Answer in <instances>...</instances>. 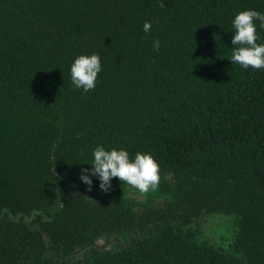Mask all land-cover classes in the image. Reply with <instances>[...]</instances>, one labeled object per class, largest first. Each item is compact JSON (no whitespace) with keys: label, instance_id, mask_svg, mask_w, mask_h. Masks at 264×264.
<instances>
[{"label":"trees","instance_id":"obj_1","mask_svg":"<svg viewBox=\"0 0 264 264\" xmlns=\"http://www.w3.org/2000/svg\"><path fill=\"white\" fill-rule=\"evenodd\" d=\"M249 9L264 0H0V264H264V70L230 61ZM81 54L102 62L87 93ZM98 145L150 153L173 205L118 178L89 191ZM202 214L232 217L233 244L203 240ZM98 239L116 245L69 261Z\"/></svg>","mask_w":264,"mask_h":264},{"label":"clouds","instance_id":"obj_2","mask_svg":"<svg viewBox=\"0 0 264 264\" xmlns=\"http://www.w3.org/2000/svg\"><path fill=\"white\" fill-rule=\"evenodd\" d=\"M159 6L163 8L164 4L161 2ZM256 21L264 28V14L258 11L243 10L235 15L232 22L234 36L231 41L230 61L243 69L260 71L264 70V43H258L260 36ZM151 28V23L146 21L143 25L144 32H150ZM160 46L159 40L154 41V50L159 51ZM101 71L102 62L98 54H81L70 67L72 84L85 93L94 90ZM160 171L158 161L150 153L137 152L132 157L125 149L108 150L103 145H98L93 151L91 173L87 168H82L80 180L91 191L93 184L91 177H96L100 181V189L107 193L112 188V180L118 178L123 185L127 184L146 195L158 189Z\"/></svg>","mask_w":264,"mask_h":264},{"label":"rangeland","instance_id":"obj_3","mask_svg":"<svg viewBox=\"0 0 264 264\" xmlns=\"http://www.w3.org/2000/svg\"><path fill=\"white\" fill-rule=\"evenodd\" d=\"M124 186L130 198L135 199L138 203H148L149 208L165 209L173 205L172 197L161 190L160 183L157 190L146 195L127 184ZM197 221L198 224L193 226L200 231L203 240L215 246L228 247L233 244L236 225L232 217L223 214H202Z\"/></svg>","mask_w":264,"mask_h":264},{"label":"water","instance_id":"obj_4","mask_svg":"<svg viewBox=\"0 0 264 264\" xmlns=\"http://www.w3.org/2000/svg\"><path fill=\"white\" fill-rule=\"evenodd\" d=\"M102 243H103V240H100V241L95 242V243H93V244H90V245L84 246L83 248L77 250V251L75 252V254L69 259V261H72V260L78 258L81 254H83V253H84L86 250H88L91 246H100ZM53 259L55 260L56 257L53 256ZM63 259H65V258H63ZM61 260H62V259H61ZM61 260L55 262L54 264H60V263H61ZM65 260H66V259H65Z\"/></svg>","mask_w":264,"mask_h":264},{"label":"flooded vegetation","instance_id":"obj_5","mask_svg":"<svg viewBox=\"0 0 264 264\" xmlns=\"http://www.w3.org/2000/svg\"><path fill=\"white\" fill-rule=\"evenodd\" d=\"M100 240H103V243L100 246H96V247L100 248L103 251L111 250L116 245V240H110V241H108L106 239H98L96 242H98Z\"/></svg>","mask_w":264,"mask_h":264}]
</instances>
